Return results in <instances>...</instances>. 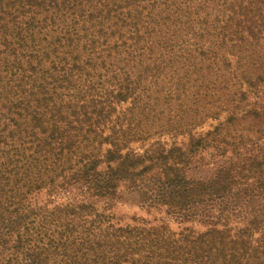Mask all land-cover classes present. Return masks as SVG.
Instances as JSON below:
<instances>
[{
  "label": "trees",
  "instance_id": "obj_1",
  "mask_svg": "<svg viewBox=\"0 0 264 264\" xmlns=\"http://www.w3.org/2000/svg\"><path fill=\"white\" fill-rule=\"evenodd\" d=\"M0 264H264V0H0Z\"/></svg>",
  "mask_w": 264,
  "mask_h": 264
},
{
  "label": "rangeland",
  "instance_id": "obj_2",
  "mask_svg": "<svg viewBox=\"0 0 264 264\" xmlns=\"http://www.w3.org/2000/svg\"><path fill=\"white\" fill-rule=\"evenodd\" d=\"M210 123L211 121L205 125V128H208ZM212 123H216V121ZM112 213L116 217L114 222L121 225L134 224V220H133L134 216H142L148 219H154L155 217H157V219L161 218L160 214L158 213H153L152 215H150L145 210H142L136 205H130L124 203L117 204L116 207L112 210ZM169 224L170 227L176 232L181 231L186 226L185 224L180 225L174 221H170Z\"/></svg>",
  "mask_w": 264,
  "mask_h": 264
}]
</instances>
